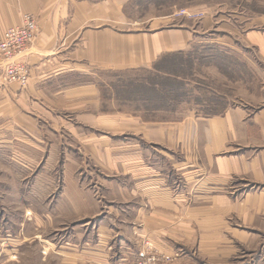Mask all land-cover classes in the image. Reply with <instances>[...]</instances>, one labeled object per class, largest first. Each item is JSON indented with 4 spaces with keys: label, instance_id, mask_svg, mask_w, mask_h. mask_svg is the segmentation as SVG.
I'll return each instance as SVG.
<instances>
[{
    "label": "crops",
    "instance_id": "obj_1",
    "mask_svg": "<svg viewBox=\"0 0 264 264\" xmlns=\"http://www.w3.org/2000/svg\"><path fill=\"white\" fill-rule=\"evenodd\" d=\"M231 2L221 13L189 8L203 14L194 20L138 0H0V40L22 14L38 27L26 86L6 83L0 64V173L28 180L16 193L29 196L37 230L62 217H38L44 195L76 205V230L61 244L23 235L42 244V262L136 264L150 243L172 257L157 264H264V16ZM198 46L228 56L198 75L206 98L227 97L222 115L145 120L118 104L113 74ZM88 165L96 188L82 183ZM59 177L63 188L47 186ZM23 241H7L10 257Z\"/></svg>",
    "mask_w": 264,
    "mask_h": 264
},
{
    "label": "trees",
    "instance_id": "obj_2",
    "mask_svg": "<svg viewBox=\"0 0 264 264\" xmlns=\"http://www.w3.org/2000/svg\"><path fill=\"white\" fill-rule=\"evenodd\" d=\"M138 4L147 7L149 4L171 5L172 2L171 0H138ZM200 49L201 47L198 46L188 53L163 55L154 63L151 70L134 72L139 76L113 74L114 80L110 88L118 104L141 112L145 120H176L177 113L194 108L196 113L204 117L222 115L225 103L222 98H206L207 94L201 89L203 82L198 76V67L212 62L215 58L226 63L228 56L216 52L211 55L212 57L205 56L199 51ZM219 68L229 69L227 66ZM98 86L101 89L105 88L102 84ZM104 90L108 91L107 88Z\"/></svg>",
    "mask_w": 264,
    "mask_h": 264
},
{
    "label": "rangeland",
    "instance_id": "obj_3",
    "mask_svg": "<svg viewBox=\"0 0 264 264\" xmlns=\"http://www.w3.org/2000/svg\"><path fill=\"white\" fill-rule=\"evenodd\" d=\"M232 1V0H231ZM230 0H171L172 4L176 6L178 12L176 11L175 15L184 16L180 14V11L187 10L190 13H196L194 11H190L189 8L202 7L205 6L208 9H212L210 13L219 12L221 13L223 10H226L225 4L229 2L232 4ZM239 5L244 11H251L254 15L264 16V0H239ZM205 10V8H204ZM198 14L202 13H196ZM200 18L202 16H199ZM197 20L199 18H190ZM139 25L136 28H141ZM264 27V26H263ZM206 66H199V73L201 71L204 72ZM207 68V67H206ZM138 73H132V76H139ZM226 91V90H225ZM228 92V90H227ZM231 95V93H230ZM225 97V96H224ZM223 97V102H227V97ZM178 112V111H177ZM176 112V113H177ZM177 115V114H176ZM95 168L92 166H87L85 172H90L92 175L89 177L88 175L82 181L84 186L93 188L99 186L98 177L95 176ZM19 172V171H18ZM6 173H0V264H61V260L55 257L50 256L46 262H42V244L32 241H23V235H31V234H41L49 238V240H56L53 244L59 245L60 241L63 239V236L72 235L71 233L76 230V214L75 207L76 205H71L67 200H70L73 196L65 194L60 205H56L58 203V199L60 196L54 194L44 195L46 203L43 204L44 209L48 210L43 214L41 212H37L39 218H48L52 220L56 214L62 213V217L59 219H55L58 224L51 225L48 229H38L29 221L30 216H27L26 208L28 199V195L22 193H16V187L19 186L24 189V185H27V179H15L6 178ZM18 182V184H16ZM55 183L56 187L63 188L64 182L62 177H59L58 180H48L47 186L51 183ZM76 178L68 184L69 186H76ZM53 185V186H55ZM67 185V184H66ZM67 185V186H68ZM23 186V187H22ZM62 190V189H61ZM57 193V192H56ZM61 199V198H60ZM39 203V201H38ZM63 205L65 209L59 210L60 206ZM37 207V205H36ZM41 209V208H40ZM51 218V219H50ZM56 218V217H55ZM19 237L21 239V244L17 243L16 248H13V257H10V248L7 241L14 239V237ZM6 240V241H5ZM59 241V243H57ZM14 244V243H13ZM12 250V249H11ZM15 250V251H14ZM180 254V251L177 252L176 255ZM67 260V259H66Z\"/></svg>",
    "mask_w": 264,
    "mask_h": 264
},
{
    "label": "built area",
    "instance_id": "obj_4",
    "mask_svg": "<svg viewBox=\"0 0 264 264\" xmlns=\"http://www.w3.org/2000/svg\"><path fill=\"white\" fill-rule=\"evenodd\" d=\"M188 18H200L203 14L190 13L187 10L180 11ZM36 19L30 14H22L20 23L7 28L0 40V64L6 83H17L24 87L29 80V67L25 62L29 45L37 34ZM171 262L172 257H158L157 251L150 243L145 244V250L136 264H157L158 261Z\"/></svg>",
    "mask_w": 264,
    "mask_h": 264
}]
</instances>
